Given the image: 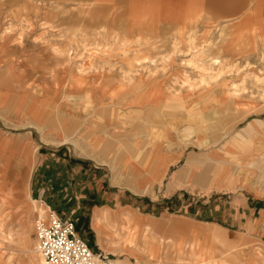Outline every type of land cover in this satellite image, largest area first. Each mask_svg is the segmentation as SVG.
Listing matches in <instances>:
<instances>
[{"label": "rangeland", "instance_id": "1", "mask_svg": "<svg viewBox=\"0 0 264 264\" xmlns=\"http://www.w3.org/2000/svg\"><path fill=\"white\" fill-rule=\"evenodd\" d=\"M181 4L0 0V42L7 51L17 45L19 54H28L15 59L17 65L3 64L0 74L3 264H33V255L40 258L35 225L45 201L54 204L52 209L46 204L48 212L65 208L72 219L75 203L85 204L80 190L70 189L78 181L71 174L69 190L55 193L64 183L58 167L65 152L100 159L108 154L110 172L121 175L128 162L162 153L175 138L196 148L197 134L203 133L220 150L202 155L201 163L209 162L213 172L221 166L246 170L254 183L264 185V148L252 150L249 140L237 134L249 115L264 110V2L249 0L245 8L237 0H211L204 17L192 20L186 17L187 3ZM186 124L193 129L186 130ZM226 144H239L242 151L226 152ZM44 159L51 176L43 181ZM66 164L69 168V160ZM119 200L150 201L143 193ZM190 249L179 257L170 244L160 251L169 252V258L161 261L189 264ZM237 252L239 264H264L261 254L249 256L247 248ZM208 263L218 264L215 259Z\"/></svg>", "mask_w": 264, "mask_h": 264}, {"label": "crops", "instance_id": "2", "mask_svg": "<svg viewBox=\"0 0 264 264\" xmlns=\"http://www.w3.org/2000/svg\"><path fill=\"white\" fill-rule=\"evenodd\" d=\"M123 1H163L173 6H182L181 3L186 2V17L192 20L198 19L199 15L204 17L211 0ZM212 1L225 3L227 0ZM237 1L244 2L245 8L249 7V4H245L249 0ZM252 1L257 5L264 2ZM140 9L138 6L137 11ZM236 13L234 11L232 15ZM137 14L143 17L142 13ZM198 23L203 21L199 19ZM16 46H11L7 51L6 44L0 42V74L3 64L17 65L15 59L28 57V54H19ZM38 109L42 118L43 107ZM185 127L186 130L193 129L189 124ZM95 133L97 138L93 139V143L96 144L99 136ZM237 134L249 140L252 150L258 152L263 149L264 110L249 115ZM197 137L196 148L175 138L169 149L154 154V157L147 159L145 155H139L137 164L128 162L121 167V175L110 172L113 161H110L108 154L102 159L94 155L60 154L63 158L58 167V176L62 177L64 183L58 185L55 193L69 190L71 174L72 179L78 178L80 184L75 182L76 189L72 185L70 189L75 193L80 190L85 202L75 203L74 212L77 213L73 220L77 232L95 251L110 255L114 264H163L162 261H166L170 254H161L160 251L170 244L176 249L175 256L179 257H184L187 248H191L189 255L192 261L189 264H207L210 259L217 260L218 264H239L240 254L237 251L241 248H247L249 256L256 258L257 254H261L264 257V185L254 183L252 174L240 168L235 172L221 166L213 172L209 162L201 163L199 159L220 149L208 144L209 139L203 133H198ZM161 138L165 139L164 136ZM44 146L51 151L49 144ZM224 149L226 152L242 151L239 144L236 148H229L226 144ZM46 159L42 168L43 181L51 176V165L45 162ZM68 160L72 171L66 166ZM78 173L80 175L77 177ZM41 184L40 192L44 194L47 191L42 187L44 182ZM137 193H143L144 198L148 197L150 201H118L124 194ZM48 201L45 203L52 209L54 204ZM55 211L64 218L72 217L67 216L65 208L59 207ZM125 227L129 228L127 234ZM123 234L126 237L122 238ZM135 239L144 244L140 245ZM162 241L169 244L163 245ZM217 252L220 254L217 255Z\"/></svg>", "mask_w": 264, "mask_h": 264}, {"label": "built area", "instance_id": "3", "mask_svg": "<svg viewBox=\"0 0 264 264\" xmlns=\"http://www.w3.org/2000/svg\"><path fill=\"white\" fill-rule=\"evenodd\" d=\"M50 223L35 225L36 250L47 264H114L109 255L95 252L77 232L75 221L51 211Z\"/></svg>", "mask_w": 264, "mask_h": 264}, {"label": "bare ground", "instance_id": "4", "mask_svg": "<svg viewBox=\"0 0 264 264\" xmlns=\"http://www.w3.org/2000/svg\"><path fill=\"white\" fill-rule=\"evenodd\" d=\"M206 69V68H205ZM259 79H260V77H259ZM263 79V78H262ZM257 81H258V79H256ZM260 81V80H259ZM264 81V80H263ZM256 82V81H255ZM262 82V81H261ZM260 82V83H261ZM260 83H258L259 85H260ZM262 84H263V82H262ZM263 86V85H262ZM193 87H194V85H193ZM261 89H263L262 87H261ZM192 90V89H191ZM258 90V89H257ZM259 91H261V90H259ZM255 92V91H254ZM257 92V91H256ZM48 209H49V207L46 205V204H42L40 207H39V220L40 221H43L44 223H46V224H49L50 223V214H51V211H49L48 212ZM48 212V213H47ZM32 253H34L33 251H32ZM35 254V253H34ZM37 255V254H36ZM36 255H33L32 256V259H31V262L33 263V264H47L46 263V261H45V259L40 255V258H39V255L38 256H36ZM243 256V255H242ZM30 262V261H29ZM210 263V262H209ZM208 263V264H209ZM0 264H3L1 261H0Z\"/></svg>", "mask_w": 264, "mask_h": 264}]
</instances>
